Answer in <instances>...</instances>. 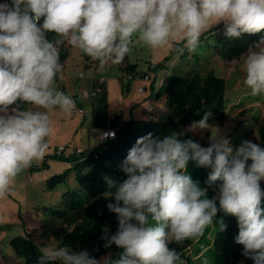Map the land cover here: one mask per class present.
<instances>
[{
    "label": "clouds",
    "instance_id": "clouds-1",
    "mask_svg": "<svg viewBox=\"0 0 264 264\" xmlns=\"http://www.w3.org/2000/svg\"><path fill=\"white\" fill-rule=\"evenodd\" d=\"M42 21V22H41ZM224 25L227 38L264 31V0H4L0 3V199L16 178L43 160L53 128L49 113L59 108L71 115L74 99L58 90L62 74L59 47L78 49L100 66L118 65L133 45L166 48L173 41L194 53L200 38L213 26ZM54 33L58 39H48ZM135 38V39H134ZM243 84L251 95L264 94V36L239 60ZM21 105L30 107L22 108ZM213 113L192 122L185 132L163 137H139L120 165L126 179L108 180L109 212L118 228L103 229L104 247L123 249L120 258L97 260L85 250L43 246L38 264H185L169 244L199 242L217 223L219 212L234 216L242 255L264 264V147L244 140L235 150ZM209 132L204 147L187 132ZM115 139V132L104 133ZM190 161L210 169L206 186L187 172ZM209 189L215 193L208 196ZM219 229L226 230L223 220ZM198 259L209 264L201 245Z\"/></svg>",
    "mask_w": 264,
    "mask_h": 264
},
{
    "label": "rangeland",
    "instance_id": "rangeland-1",
    "mask_svg": "<svg viewBox=\"0 0 264 264\" xmlns=\"http://www.w3.org/2000/svg\"><path fill=\"white\" fill-rule=\"evenodd\" d=\"M56 39L57 36L52 41ZM179 43L181 42L178 40L173 41L169 47L158 49L133 45L132 51L125 57L123 63L113 65L109 62L103 67L100 66L99 61L91 58L86 61L81 51L67 43L61 45L59 52L60 54L68 52V60L61 63L63 72L58 74L56 85L58 90L66 95L71 97L76 95L79 102L82 100L86 118L84 115L75 117L72 114L67 115L59 108L50 112L53 132L48 138L49 149L45 155L52 156L58 147L66 148L65 156L77 150H94L99 147L101 132L91 125V112L88 108L94 96L92 85L95 80L106 83L111 115L123 112L126 121L146 120L148 118L146 110L151 105L149 99L151 92H154V96L157 86L165 76L174 74L176 69L180 68L184 71L196 68L202 75L212 71L225 79L228 103L226 121L209 123L219 127L221 134L230 139L234 150L244 140L258 141L259 129L264 124V94L251 95V90L243 84L245 72L242 64H230L233 59L239 60L247 50L235 51L231 55L229 51L231 45L226 44L223 38L222 44L216 42V47L212 49L198 47L194 53H190L187 49L183 52L178 50L175 52ZM235 48H238L237 44ZM195 54L199 55L200 66L194 64ZM130 64L137 65L138 72L135 76L130 75L126 69ZM159 65L161 68H157ZM147 76L150 78L151 86L143 94L139 90L144 87L146 83L144 79ZM160 95L159 104L153 103V107L166 109L163 98L164 88L160 91ZM27 107L30 106L26 105ZM166 112L160 118L161 121L168 118L167 109ZM189 125L184 129L186 130ZM188 133L192 140L201 145L209 143L210 133L207 131ZM47 163L50 166L44 169L36 171L40 169V165H37L23 171L11 186L8 195L0 199V264H24L10 245L11 240L16 236L28 235L40 247H63L62 223L49 217L44 207H56L63 193L67 189H73L77 185V180L75 174H70L67 185L59 186L54 191L48 190V180L54 175L66 172L69 164L58 159H50ZM210 226L213 228L214 224ZM210 239L214 240V231ZM112 255L113 253L109 252L102 258L111 259ZM194 261L197 262L196 259ZM238 264H245V261L242 260Z\"/></svg>",
    "mask_w": 264,
    "mask_h": 264
},
{
    "label": "trees",
    "instance_id": "trees-1",
    "mask_svg": "<svg viewBox=\"0 0 264 264\" xmlns=\"http://www.w3.org/2000/svg\"><path fill=\"white\" fill-rule=\"evenodd\" d=\"M4 0H0V3ZM42 22V21H41ZM264 36V31L257 34H243L240 38H227L224 35V25L220 24L210 28L200 38L198 47L212 49L216 42L221 45L222 39L226 44L231 45L230 52L248 50L250 46L258 42ZM54 33L48 34V39L53 40ZM234 44V45H233ZM235 44L238 48H235ZM183 46L179 43L178 48ZM84 54V53H83ZM68 58V52L60 54V62ZM86 61L90 57L84 54ZM195 66H200L199 55L194 56ZM157 68H161L159 65ZM128 73L135 76L138 72L137 65L130 64L126 67ZM165 89L164 100L166 109L169 112L168 118L164 121L158 120H123L120 115L115 116L110 122L108 119V95L106 83L95 80L93 83L92 103V125L94 128L104 130L112 128L116 131L115 139L108 140L105 144L99 145L94 150H80L68 156L62 155L47 156V160L58 159L69 164L66 172L52 176L47 183L50 191L56 190L59 186L68 184L70 174H75L77 185L73 189H67L61 196L56 207H44L46 214L62 223L63 247L67 246L75 251L87 250L96 259L106 256L109 252L113 255L110 261L120 258L123 249L116 245L104 247L105 240L102 239L103 229H109V235L114 234L118 228L115 214L109 212L108 203L114 202L106 199V192H114V187H109L108 180L121 182L126 179L121 171L120 165L126 158L128 150L135 144L136 140L148 133L153 136H166L173 132H185V126L194 121L200 120L205 111L213 113L209 122L224 123L227 118L228 103L226 99V81L210 71L202 75L196 68L190 71L176 69L172 75L165 76L163 86ZM160 91L157 97L160 98ZM20 107L26 108V105ZM192 139L187 132L180 139ZM253 143L264 147V124L259 129V140ZM204 143L201 146H208ZM48 167L45 162L42 168ZM36 170V171H38ZM211 170L198 167L194 161H190L187 172L195 181H199L202 187L206 186L208 174ZM215 193L209 189L208 196L211 198ZM264 207V200H262ZM217 223L213 228L209 226L199 242L184 241L182 244L172 242L170 248L176 249L185 264H202L198 259L201 245L208 251L206 253L209 264H238L244 260L245 264H253V261L242 255L243 246L235 242L238 235L237 220L234 216L219 212ZM223 220L227 226L226 230L219 229L218 221ZM214 231V240L210 239ZM10 245L16 256L24 261V264H38L40 257V246L30 236H16ZM197 260V262L194 261Z\"/></svg>",
    "mask_w": 264,
    "mask_h": 264
},
{
    "label": "built area",
    "instance_id": "built-area-1",
    "mask_svg": "<svg viewBox=\"0 0 264 264\" xmlns=\"http://www.w3.org/2000/svg\"><path fill=\"white\" fill-rule=\"evenodd\" d=\"M145 80L147 82H149L150 81L149 76H147L145 78ZM162 85H163V83H162ZM140 92L141 93L147 92V88H141L140 89ZM73 99L75 101L76 108H75L74 112L72 113V116L75 117L77 115H85V110L79 105L78 101L75 98H73ZM166 113L167 112H166V109L164 107L157 109V108L153 107V103H151V105L146 110V114L148 115V118L147 119H149V120H158L162 116H164ZM110 131L111 132H115V137H116V131H115V129L109 128V129L103 130L102 133H101V135H100L99 145L105 144L108 140L112 139V138H107V139L104 138V133H107V132H110ZM65 152H66V148H64V147H58L55 150V153L54 154L57 155V156H62V155H64ZM75 152H80V150H77ZM75 152H73V153H75ZM39 162H34L32 164L33 168L36 167L37 165H39ZM41 162H48L46 155L44 156L43 160H41ZM260 183H261L262 190H264V180H262Z\"/></svg>",
    "mask_w": 264,
    "mask_h": 264
},
{
    "label": "crops",
    "instance_id": "crops-1",
    "mask_svg": "<svg viewBox=\"0 0 264 264\" xmlns=\"http://www.w3.org/2000/svg\"><path fill=\"white\" fill-rule=\"evenodd\" d=\"M66 60H68V58L66 59ZM67 63V61L65 62V64ZM65 78V77H64ZM145 80V79H144ZM145 85H144V87L143 88H147V91H148V89L150 88V86H151V84H149L150 82H147L146 80H145ZM162 83H163V81L161 82V84H159V86H157V90H156V92H155V95L153 96V93L154 92H151V94H150V97H149V99H150V101H151V103H156V104H159V98L157 97V95H158V92L160 91V89L162 88ZM93 86V85H92ZM141 89V88H140ZM140 91V90H139ZM141 93V92H140ZM146 93V92H145ZM144 94V93H143ZM93 95H94V92H93ZM73 98H75L76 99V95H75V97H73ZM93 99V98H92ZM162 99V98H161ZM77 100V99H76ZM78 101V100H77ZM165 101V100H164ZM78 103H79V105L85 110V107L83 106V102H82V100H81V102H79L78 101ZM92 103H93V100H92ZM92 103L90 104V105H88V108L90 109V115H91V125H92ZM108 105H109V103H108ZM117 115H120L122 118H123V120H126L125 119V117H124V114H123V112L121 113V114H117ZM117 115H111V112H110V108H109V106H108V119H109V122L115 117V116H117ZM84 117L86 118V111H85V115H84ZM93 126V125H92ZM96 129H98L101 133H102V131L104 130L103 128H96ZM82 150V149H81ZM45 164V162H39V165H40V168L41 167H43V165ZM50 165L48 164V167H49ZM69 166V165H68ZM31 168H33V166H31V167H29V168H27V169H31ZM26 169V170H27ZM39 169V168H38ZM37 169V170H38Z\"/></svg>",
    "mask_w": 264,
    "mask_h": 264
}]
</instances>
